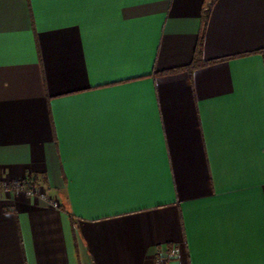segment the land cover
I'll return each instance as SVG.
<instances>
[{
	"label": "crops",
	"instance_id": "1",
	"mask_svg": "<svg viewBox=\"0 0 264 264\" xmlns=\"http://www.w3.org/2000/svg\"><path fill=\"white\" fill-rule=\"evenodd\" d=\"M21 179L0 264H264V0H0Z\"/></svg>",
	"mask_w": 264,
	"mask_h": 264
},
{
	"label": "trees",
	"instance_id": "2",
	"mask_svg": "<svg viewBox=\"0 0 264 264\" xmlns=\"http://www.w3.org/2000/svg\"><path fill=\"white\" fill-rule=\"evenodd\" d=\"M205 16H206V13L203 15V20L205 19ZM202 45H203V37H202V31H201L198 35V38H197V41L195 44V48L193 51V55H192L190 62L184 66L167 69L165 71H162L161 73L162 74H171V73L186 71L190 74L195 69L214 62V60H212V61L203 60V58H202Z\"/></svg>",
	"mask_w": 264,
	"mask_h": 264
},
{
	"label": "built area",
	"instance_id": "3",
	"mask_svg": "<svg viewBox=\"0 0 264 264\" xmlns=\"http://www.w3.org/2000/svg\"><path fill=\"white\" fill-rule=\"evenodd\" d=\"M10 187L19 188L27 194H32L35 190L34 184L30 180L21 179L15 182L1 180L0 181V189H8Z\"/></svg>",
	"mask_w": 264,
	"mask_h": 264
}]
</instances>
